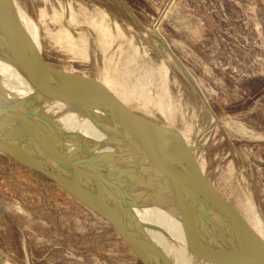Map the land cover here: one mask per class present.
I'll return each mask as SVG.
<instances>
[{"label": "rangeland", "instance_id": "1", "mask_svg": "<svg viewBox=\"0 0 264 264\" xmlns=\"http://www.w3.org/2000/svg\"><path fill=\"white\" fill-rule=\"evenodd\" d=\"M18 1L154 75L210 177L264 215V0ZM16 98L34 128L40 105ZM46 113L55 142L98 146L82 115ZM0 211V248L16 264H140L107 225L1 154Z\"/></svg>", "mask_w": 264, "mask_h": 264}, {"label": "water", "instance_id": "2", "mask_svg": "<svg viewBox=\"0 0 264 264\" xmlns=\"http://www.w3.org/2000/svg\"><path fill=\"white\" fill-rule=\"evenodd\" d=\"M35 37L47 40L50 46L42 47ZM20 64L41 67L76 90L81 101H91L113 143L114 158H121L116 148L126 139L145 156L134 153L137 157L126 162L120 159L58 171L57 164L23 136L14 119L12 75L14 66ZM27 69L32 71L25 67V73ZM113 105L120 110L118 120ZM115 123L121 126L117 128ZM0 154L43 178L107 225L140 264H264L262 211L210 177L195 140L149 76L121 54L18 0H0ZM156 177L170 178L178 185L191 216L175 212L167 187ZM106 180L133 182L140 190L123 221L99 198L100 183ZM214 239L223 246L217 248L220 251H214ZM137 240L156 249L144 251L135 244Z\"/></svg>", "mask_w": 264, "mask_h": 264}, {"label": "bare ground", "instance_id": "3", "mask_svg": "<svg viewBox=\"0 0 264 264\" xmlns=\"http://www.w3.org/2000/svg\"><path fill=\"white\" fill-rule=\"evenodd\" d=\"M149 35L152 37V40H160V38L155 34ZM13 37L15 39H27L26 35H14ZM34 39L38 41V44H41L42 47L45 46L46 48L49 45L45 39L37 37ZM14 67L15 69L13 70L11 88V107L14 119L20 124L23 136L25 135L28 138L29 142L41 153L43 157L49 159L53 163H56L57 165L55 168L58 171L82 169L95 163L120 159L126 162L129 158L131 159L132 157H137L134 153L139 155L141 158H143V155L145 156L140 149L133 148L131 141L126 139L125 141H121L119 147L116 148V151L121 158H114V154L116 153L114 151L115 149L112 147L109 137L102 126L99 110L97 107H91L89 104L91 101H81L77 97L76 90H73L63 82L54 79L41 67L35 64H32L31 66H28L27 64H20L15 65ZM25 67L30 68L32 71L27 69V73H25ZM147 76H149V79L154 82V75H148L147 73ZM163 94L168 97L165 93ZM17 96H20V98H29L34 101V106L40 105L39 107L41 109L38 115L32 116V125H35L34 128H28L27 123H24L23 119H21V114L29 112V109L24 108V104L16 98ZM47 106H60L71 110L75 114L86 116L88 122L90 123L95 122L100 137L98 146L91 150H78L72 144L67 142H55L48 130L50 121L46 113ZM113 114L116 120H118V117L121 115L120 110L116 105H113ZM115 124L117 128L121 126L118 123ZM156 180L161 182L162 186L165 188L167 187L175 212L180 216H191L192 213L189 209L188 203L178 185L174 183L172 179L167 177H156ZM100 185L101 189L99 190L98 195L105 207L117 219L121 221L127 219L129 211L136 202L137 194H139L140 190L136 188L133 182L120 183L117 181L106 180L102 181ZM211 242L214 247V251H220L218 249L223 248L219 239H214ZM135 244L147 252L154 247L153 244L144 240H137ZM157 250L164 253L162 249ZM221 256L224 257L225 255ZM227 258L230 259L231 256ZM236 259L239 260V255H236Z\"/></svg>", "mask_w": 264, "mask_h": 264}, {"label": "crops", "instance_id": "4", "mask_svg": "<svg viewBox=\"0 0 264 264\" xmlns=\"http://www.w3.org/2000/svg\"><path fill=\"white\" fill-rule=\"evenodd\" d=\"M1 209L3 210L2 206H1ZM5 209V207H4ZM1 212V211H0ZM6 212L5 211H2L1 214H5ZM3 234V232H2ZM1 234V236H3ZM3 241V239H1V242ZM4 251L1 250L0 248V264H16V261L14 259H11L10 257L7 256L6 253H3Z\"/></svg>", "mask_w": 264, "mask_h": 264}]
</instances>
